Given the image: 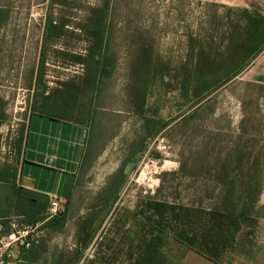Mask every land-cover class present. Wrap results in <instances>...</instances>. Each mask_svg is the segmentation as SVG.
Instances as JSON below:
<instances>
[{"label": "rangeland", "instance_id": "1", "mask_svg": "<svg viewBox=\"0 0 264 264\" xmlns=\"http://www.w3.org/2000/svg\"><path fill=\"white\" fill-rule=\"evenodd\" d=\"M230 9L189 0H0V169L18 185L29 117L45 105L88 129L66 223L39 228L31 248L71 228V264H175L186 249L179 231L198 235L197 211L216 201L205 174L214 160L258 156L264 174V86L243 77L258 51L249 33L233 31L245 19ZM232 36L245 50L229 49ZM107 42L110 59H101L97 48ZM103 61L109 73L101 75ZM228 63L242 66L238 76L195 88L192 79L217 77ZM146 117L167 126L149 137ZM168 206H189L191 222ZM262 249L264 211L223 264H251Z\"/></svg>", "mask_w": 264, "mask_h": 264}, {"label": "trees", "instance_id": "2", "mask_svg": "<svg viewBox=\"0 0 264 264\" xmlns=\"http://www.w3.org/2000/svg\"><path fill=\"white\" fill-rule=\"evenodd\" d=\"M216 6L218 7V5ZM231 9L240 12L242 18L245 19L244 26L239 24L234 27L233 31L237 33L240 31H244L245 34L249 33L252 38L249 47L258 51L256 54L257 56L264 50V16L247 10ZM96 29L99 30L101 34H104L100 25H96ZM240 36L241 34L238 35L237 38L239 39ZM232 38L233 41L229 49L234 46L235 48L243 47L241 50H245L244 48H246V46L243 44L236 46L234 37L232 36ZM195 48L197 52L200 51L198 46ZM97 50V56H101V59H110V55H108L110 50L108 42L105 47L98 46ZM229 63L223 68L224 71L217 77L196 76L191 80L195 88L197 87L198 90L201 89V92L204 93L210 89L209 79H213L217 81V84H220L225 80H231L233 77L235 78L238 76L242 66L231 67ZM99 72L101 75L109 73L107 61H103L100 64ZM35 113L50 118L63 119L56 114L54 107H50L49 105L43 106L40 111ZM244 120L245 119H242V122H244ZM144 122L146 133L149 137H154L167 126L166 121L150 117H146ZM262 166V160L258 156L245 157L243 155H226L214 160L215 168L211 170L210 174L209 172L205 174L208 175L210 180L217 184V188L214 190V192L217 193L216 201L211 209L202 210V212L197 211L201 216L200 221L202 222L198 235L190 236L188 233L184 232V228L179 231L180 241L185 244L186 249L195 251L215 264H223V257L227 253L233 251L240 234L247 228L252 229L264 211V206H258L261 195L264 192V174L262 172ZM233 167L236 169H232ZM244 167H246V169H244ZM75 178V176L70 178L71 180L66 194L67 201L70 198V191H72V184ZM122 185L123 180L112 182L110 191L111 194H113L114 201ZM0 192L2 193L0 196V218L13 214L22 217L27 224L36 225L43 223V228L48 227L58 230L64 227L67 217L68 202L63 213L45 222L50 201L49 197L16 185L15 174L8 172L6 169H0ZM167 208L172 213L179 210V212L183 213L184 220H187V222H191L194 216L189 206H168ZM173 219L177 221V215L174 216ZM187 222L184 221L183 224L187 225Z\"/></svg>", "mask_w": 264, "mask_h": 264}, {"label": "crops", "instance_id": "3", "mask_svg": "<svg viewBox=\"0 0 264 264\" xmlns=\"http://www.w3.org/2000/svg\"><path fill=\"white\" fill-rule=\"evenodd\" d=\"M189 1L242 9L264 16V0ZM243 77L247 82L264 86V50L251 60L243 72ZM232 126L237 124L233 122ZM87 137L88 129L83 124L50 118L39 113L31 114L27 126L21 173L17 181L18 186L48 197L55 196L61 200L64 208L68 202L69 209L71 194L67 201V189L70 178L76 177L79 173L85 157ZM263 197L264 192L259 202H262ZM67 228H70V225H67ZM57 230H54L49 242L46 243L47 247L44 246L43 250L38 251L36 247L24 251L22 255L19 254L20 261L23 264H71V260L65 259L67 253L71 256V228L69 231ZM50 250L51 255L47 254ZM263 254L264 249L256 254L251 264H260ZM175 264L215 263L193 250L185 249Z\"/></svg>", "mask_w": 264, "mask_h": 264}, {"label": "built area", "instance_id": "4", "mask_svg": "<svg viewBox=\"0 0 264 264\" xmlns=\"http://www.w3.org/2000/svg\"><path fill=\"white\" fill-rule=\"evenodd\" d=\"M49 200L45 222L62 213L64 209L59 198L51 196ZM42 225L43 223L24 225L14 218H0V264H23L19 254L38 243L42 234L39 228Z\"/></svg>", "mask_w": 264, "mask_h": 264}]
</instances>
